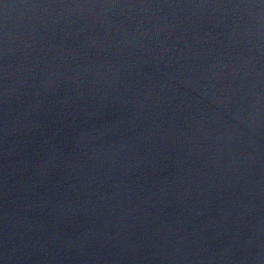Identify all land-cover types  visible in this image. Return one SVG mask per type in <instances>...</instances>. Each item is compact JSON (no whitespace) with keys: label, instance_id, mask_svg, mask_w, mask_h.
Returning a JSON list of instances; mask_svg holds the SVG:
<instances>
[{"label":"water","instance_id":"obj_1","mask_svg":"<svg viewBox=\"0 0 264 264\" xmlns=\"http://www.w3.org/2000/svg\"><path fill=\"white\" fill-rule=\"evenodd\" d=\"M0 264H264V0H0Z\"/></svg>","mask_w":264,"mask_h":264}]
</instances>
